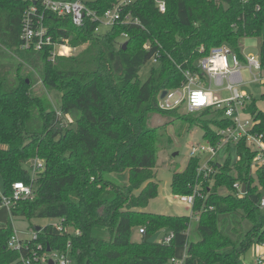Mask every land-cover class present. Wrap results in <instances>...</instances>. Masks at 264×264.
<instances>
[{
  "label": "trees",
  "instance_id": "trees-1",
  "mask_svg": "<svg viewBox=\"0 0 264 264\" xmlns=\"http://www.w3.org/2000/svg\"><path fill=\"white\" fill-rule=\"evenodd\" d=\"M118 1L88 4L103 13ZM166 2V11L160 12L154 0H136L126 10L143 26L117 23L100 33L96 23L87 20L78 26L71 16L47 10L44 24L54 41L67 39L73 47L87 43L77 54L52 59L53 46L22 48L24 12L32 1L0 0V175L7 191L19 180L33 182L35 190L34 198L19 201L11 214L28 220L64 219L65 228L80 231L32 226L38 236L30 241L31 248L42 244L43 250L66 251L70 241V256L77 264H165L172 258H184L183 264H245L242 256L264 242V168L253 175L255 152L245 139L228 144L223 162L214 161L216 172L209 178L198 177L200 155L173 175L174 194H191L202 181L204 197L197 196L192 207L198 240L188 235L191 217L145 210L159 191L160 129L173 121L153 126L156 114L172 113L200 126L212 144L220 141L218 130L232 124L224 117L225 107L209 106L194 114L177 111L180 107L163 110L158 105L162 93L180 88L186 69L205 80L197 63L214 47L228 45L245 61L241 40L261 37L264 29V0ZM158 51V62L141 81L142 67ZM259 52L264 65V43ZM8 56L17 62L11 65ZM35 72L45 89L38 93L33 89ZM49 93L55 94L57 107ZM257 103L251 96L245 112L258 121L255 129L264 131V111ZM69 116L74 126L64 125ZM36 158L45 165L31 181L30 163ZM112 173H125L126 182L109 178ZM237 182L245 184L242 195L234 187ZM221 187L230 192L220 194ZM98 226L109 231L110 239L94 237ZM142 227L143 238L134 240ZM14 231L11 221L0 226V264H23L20 258L26 251L8 246ZM157 232L174 236L168 244L149 242Z\"/></svg>",
  "mask_w": 264,
  "mask_h": 264
},
{
  "label": "built area",
  "instance_id": "built-area-1",
  "mask_svg": "<svg viewBox=\"0 0 264 264\" xmlns=\"http://www.w3.org/2000/svg\"><path fill=\"white\" fill-rule=\"evenodd\" d=\"M32 3L25 10L23 17V28L21 33L22 48L43 50L45 46H53L51 50V58L54 59L56 55H71L69 52H64L65 48L73 51L76 47L71 46L68 40L63 42H56L53 36L48 32V28L44 24V13L49 10L60 16L69 15L74 24L83 26L87 20L96 23V32H103L117 23L142 25L139 17L127 11V5L136 0H119L112 7L106 9L103 13L91 8L88 4L92 0H31ZM160 12H165L167 9L166 0H154ZM260 9V6H257ZM126 37V34H124ZM149 48L148 44L144 45ZM160 58V51L152 57L153 62L157 63ZM245 64L253 75V82H261L264 76L258 77L255 69L264 70V65L261 59L254 56H245ZM260 58V57H259ZM230 60L232 64H230ZM239 55L234 52L228 45H221L211 49L208 56L203 57L197 63L205 75V80L194 71L186 69L183 71L186 81L180 88L170 90L166 95L159 99L158 105L163 110H173L183 107L188 113L201 111L209 106H216L217 108L225 107L224 116L232 121L228 127L218 130L220 141L217 144H212L210 141L205 143H197L190 148L189 157L208 154L205 161H200L197 168L198 177L207 179L216 172L214 166L215 158L218 154L225 150L229 143L236 144L241 139H245L250 149L255 152V157L252 162V169L259 170L264 168V131H258L255 126L258 121L255 120L251 114L245 112L246 100L250 96L244 90H239L238 86L245 84L242 75V64ZM227 81L226 89L231 92V96L222 99L217 95H213L211 84L222 86ZM202 101V102H200ZM61 115L60 112H58ZM45 162L43 159L36 158L30 163L31 181L35 179L38 171L44 168ZM234 187L242 195V185L235 183ZM202 190V181H199L193 187L191 194H175V198L180 202L193 207L196 197H204ZM35 190L33 182L26 183L24 181H15L12 184L11 190L7 191L4 187L0 188V210L7 209L10 213L17 206L19 201L33 199ZM260 207H264V195L260 201ZM212 208V207H210ZM64 219L58 220L52 224L59 231L72 232L73 234H80L79 230H70L63 226ZM139 234L144 235L145 229L139 228ZM37 232L33 231L32 237L29 239H22L19 237L17 231L10 237L8 246L10 249L24 252L27 254L21 255L23 264H48L49 260L53 264H69L71 262L70 246L71 242L67 244L66 251L60 250H43V245L38 244L37 248H31L30 241L37 238ZM174 234L173 232H166L158 237V241L168 244ZM264 249V242L260 243ZM169 262L184 263L183 259L172 258ZM169 262L165 263L168 264ZM255 264H264V252L259 254L256 258Z\"/></svg>",
  "mask_w": 264,
  "mask_h": 264
},
{
  "label": "rangeland",
  "instance_id": "rangeland-1",
  "mask_svg": "<svg viewBox=\"0 0 264 264\" xmlns=\"http://www.w3.org/2000/svg\"><path fill=\"white\" fill-rule=\"evenodd\" d=\"M126 42V41H125ZM264 43V29L261 37H244L241 40L242 52L245 56H254L258 59L259 50L261 44ZM87 46L83 44L76 47L72 52L69 49L63 50L64 52H69L71 54H77ZM1 50V49H0ZM6 52H9L6 50ZM10 53V52H9ZM13 56V55H12ZM11 56V57H12ZM10 56L6 59L8 63L13 65L17 62V59ZM155 62L151 59L146 63L140 73L139 78L141 81H146L150 75L151 68L154 66ZM230 64L232 61L230 60ZM242 64V75L245 80V84L239 85L238 89L246 91L248 94L251 93L255 98L258 99V105L260 109L264 110V99H261L260 96L264 91V85L262 82H253V75L250 73L247 68L245 61H241ZM25 70V68H24ZM255 73L258 77L264 75V70L255 69ZM34 79V91L37 93L43 89V84L40 80V75L38 72H35L33 77ZM227 81L225 80L222 86H216L214 83L211 84V90L213 95H217L219 98L225 99L231 96V92L226 89ZM50 100L54 107H57V98L54 93H49ZM216 108V106H215ZM182 113H186L183 107L177 110ZM189 113V112H188ZM172 113L156 114L152 119L153 126H159L164 123H167L168 119H172V124L168 125L165 130L160 129V138L158 142V159H157V181L159 182V191L158 195L153 198L149 205L145 208L146 211L165 214V215H187L191 217L189 225V238L192 241H196L200 238V233L198 230L197 216L194 214L192 207L188 204L182 203L179 199L175 198L173 195L170 184L173 179L175 171H183L187 166L189 160V152L191 146L197 143H205L203 138L204 130L198 126L189 124L186 121L175 118ZM194 114V112L192 113ZM212 116V115H210ZM65 126H74L72 117H65L64 119ZM208 154L204 155V159H207ZM224 151H221L215 160L223 161ZM111 179H117L120 183L126 182V174H116L112 173L108 175ZM4 187V180L0 175V188ZM12 222L15 230L22 239H28L33 235V227H43L48 224H55L58 220L56 218H33L31 220L23 218H14L13 215L7 211V209L0 210V226H5L9 222ZM71 231L73 228H69ZM139 228L134 232L133 239L139 241L143 238V235L138 233ZM94 237L108 240L110 239L109 231L102 226H98L94 229ZM264 249L260 243H255L243 256L242 262L245 264H255L256 258L259 254L263 253ZM69 264H77V261L71 259ZM168 264H182L179 262Z\"/></svg>",
  "mask_w": 264,
  "mask_h": 264
},
{
  "label": "crops",
  "instance_id": "crops-1",
  "mask_svg": "<svg viewBox=\"0 0 264 264\" xmlns=\"http://www.w3.org/2000/svg\"><path fill=\"white\" fill-rule=\"evenodd\" d=\"M264 76V75H263ZM262 83H263V85H264V80L263 81H261ZM246 92V91H245ZM264 93V91L262 92V94ZM249 96H250V98H251V96H253L251 93H249ZM257 104H259V103H257ZM259 106V105H258ZM181 108V107H180ZM259 108H260V106H259ZM264 111V110H263ZM225 117V116H224ZM208 140H206L205 139V142H207ZM222 151H224V153H225V150H222ZM204 155L205 154H203V155H200L201 156V160L200 161H205L206 159H204ZM209 157V156H208ZM207 157V158H208ZM224 157H225V155H224ZM189 159H190V157H189ZM216 159V158H215ZM189 161V160H188ZM217 161V160H216ZM217 162H223V161H217ZM188 163V162H187ZM186 168V167H185ZM256 169L254 168V169H252V172H253V175L254 176H256L257 174H256ZM256 184H259L257 181H256ZM171 189V188H170ZM219 192H220V194H223V195H226V194H228L230 191L226 188V187H221L220 189H219ZM173 195H175L174 193H173ZM195 214V213H194ZM196 215V214H195ZM197 216V215H196ZM197 222H198V217H197ZM14 229H15V227H14ZM139 233V232H138ZM164 234V233H163ZM160 235H162V234H160ZM188 235H189V233H188ZM27 239V238H26ZM25 239V240H26ZM29 239V238H28ZM158 240V239H157Z\"/></svg>",
  "mask_w": 264,
  "mask_h": 264
},
{
  "label": "water",
  "instance_id": "water-1",
  "mask_svg": "<svg viewBox=\"0 0 264 264\" xmlns=\"http://www.w3.org/2000/svg\"><path fill=\"white\" fill-rule=\"evenodd\" d=\"M126 45H127V41L124 42V46H126ZM166 93H167V92H163L162 95H161V98H163V97L166 95ZM242 192L245 193V184L242 185ZM36 229L39 230L40 227H37ZM160 234H161L160 232H157L156 234L152 235V236L148 239V241H149V242H155V241H157V239H158V237L160 236ZM47 250L50 251L51 248L48 247ZM48 264H53V261H52V260H49V263H48Z\"/></svg>",
  "mask_w": 264,
  "mask_h": 264
},
{
  "label": "bare ground",
  "instance_id": "bare-ground-1",
  "mask_svg": "<svg viewBox=\"0 0 264 264\" xmlns=\"http://www.w3.org/2000/svg\"><path fill=\"white\" fill-rule=\"evenodd\" d=\"M65 49H67V48H65Z\"/></svg>",
  "mask_w": 264,
  "mask_h": 264
},
{
  "label": "snow or ice",
  "instance_id": "snow-or-ice-1",
  "mask_svg": "<svg viewBox=\"0 0 264 264\" xmlns=\"http://www.w3.org/2000/svg\"><path fill=\"white\" fill-rule=\"evenodd\" d=\"M200 102H202V101H200Z\"/></svg>",
  "mask_w": 264,
  "mask_h": 264
}]
</instances>
